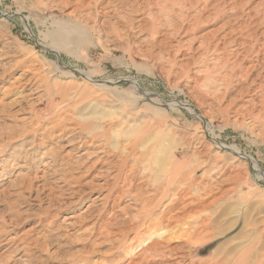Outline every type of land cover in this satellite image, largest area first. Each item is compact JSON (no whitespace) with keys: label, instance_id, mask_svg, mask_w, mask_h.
<instances>
[{"label":"rangeland","instance_id":"obj_1","mask_svg":"<svg viewBox=\"0 0 264 264\" xmlns=\"http://www.w3.org/2000/svg\"><path fill=\"white\" fill-rule=\"evenodd\" d=\"M81 1L0 0V264H108L120 251L112 264H129L126 242L100 244L109 223L111 239L121 238L124 215L106 213L100 199L108 191L83 185L96 171L86 178L78 164L137 141L143 175L174 164L176 176L170 197L158 195L153 232L137 243L136 232L128 235L131 254L155 241L162 255L151 264H211L247 244L251 262L264 261V0ZM59 119L88 128L65 122L52 130ZM93 132L112 141L83 147L73 139ZM48 151L71 163L52 167ZM235 217L249 226L209 258L223 239L202 243Z\"/></svg>","mask_w":264,"mask_h":264},{"label":"bare ground","instance_id":"obj_2","mask_svg":"<svg viewBox=\"0 0 264 264\" xmlns=\"http://www.w3.org/2000/svg\"><path fill=\"white\" fill-rule=\"evenodd\" d=\"M81 2L83 4V2H85V1L82 0ZM93 2H96V0H94ZM55 51L59 54V51H57V50H55ZM252 67L254 68L256 66L253 65ZM253 68H248L249 72ZM263 68H264V66H263ZM260 74H261V72H260ZM85 75H87V74H85ZM261 77L264 78L263 74L259 75L258 78H261ZM260 86L264 87V84H261ZM262 90H264V88H262ZM31 109L34 112L35 107L32 106ZM54 117L55 116H53L51 118H54ZM65 120L66 119H61V120L59 119V122H56V124H54L52 126V130L58 129V130L62 131L63 128H61L60 126H62V123L64 124L66 122ZM66 123H73V125L76 128H71L72 130L77 129V128L84 130L85 128H88L87 124H86L87 127H85L84 123H86V122H81V121H77V120H69ZM64 129H65V127H64ZM48 131H50V130H48ZM48 131L46 130L41 135H44V134L52 135ZM33 133H34V137L38 138L37 129L34 130ZM62 133L63 132H60L58 135H61ZM90 135L91 136L89 137V140L86 141V142L83 141L82 138H80V137H74L73 139L78 138L77 142H83L81 144V145H83V147L86 144L89 145V146L94 145V143H96V139L98 137H104L103 140H104L105 143H102V145L105 144L104 148H106V145L110 144V142L112 141L111 136H109L107 133L98 134V133L93 132V133H90ZM83 138H84V135H83ZM138 144H139L138 141H137V143L134 142V143H132L129 146V149L127 147V148H123L124 150L122 149V147L120 148L122 150H119L117 148L118 145L114 144L113 145L114 149L112 151L108 152L107 150H102V151L98 152V153L105 154V157L101 156L98 159L92 161L91 160L92 156H91V157L88 158V160L83 161V163L81 161V164H78V165H79V169H81V168L85 169L86 168V170H85L87 172V175L85 176L86 178L87 177H91V175L93 174L94 171L97 172V174H96V172H95V175L93 174L94 176H93L92 179H90L89 181H86L83 185H86V186L89 185V186H92V187H96L98 190L108 191V193H106V195H104L100 199L101 201L103 200V206L105 205L106 213L111 209L112 210L111 212H113V214H112L113 217L118 212H120L122 214V216L124 215V219L120 220V221H122L120 223V225L117 224L118 225L117 229L121 228V229H119L120 234H121V238L117 237L118 239H115V241H113L111 239V236L113 235V230H110V229L113 228L114 223L113 224L109 223L108 225H111V226H106V227H104L103 230H101V232H99L102 235V237L104 238V241L101 242L100 244H103L105 242H112V243L119 242L121 244V246H122L126 242V247H127L126 248V252L127 253L126 252L124 253V257L122 258L123 260L126 259V257L129 256L131 258L129 264H132L133 260H135V257L141 259L143 254L145 255L147 253H150V255H148V256L152 257L150 260H148V258L141 259L139 262H135L134 264H151L152 262L156 261L155 260L156 257H159V256L162 255V253L158 250V242L151 241L145 247H142L141 249H139V251L136 252L135 254L132 253L133 255L130 253V251L133 248L134 242L137 243V239H139L138 235L141 234L142 236H148L149 235V234H147L148 232H150V233L153 232V231L151 232L152 227L157 226L156 224L153 225V223L150 222V219L153 218V216L156 214V210H157L156 207L159 206L163 202L161 200L165 199L168 196L170 197L171 189H173L172 186L174 185L175 176L176 175L174 174V170H175L174 169V164L170 168H162L161 167L158 171L155 172V175L153 173H151L153 168L148 166L149 168L146 167L145 169L149 170V173H147V175H143V173L141 172V166H142L141 165V162H142L141 160H143L145 158L146 154L145 153H141V155L136 156V152L135 151L138 148ZM73 145H74V141L70 140L69 147L73 146ZM221 146H222L221 148H223V149H231L232 151H234L238 155L241 154L240 150L237 149L236 147H230V146L223 145V144H221ZM74 148H75V150H80L79 146L78 147L76 146ZM69 152H67L66 156L69 159L72 160L73 159L71 157L72 155L68 154ZM48 153H49V158L51 159L50 161H52L51 162L52 167L56 166L57 163H59L58 161H59V158H60L58 153L56 151H48ZM91 154L92 153L86 151L83 154L77 156V158H80V159H76V160H78L77 162H79V160H83V158L85 157L84 155H91ZM111 157L117 158V161L115 160V162H114V159H110ZM131 157H133L132 159L136 160V162H135V164H130L129 165L128 163L131 161ZM246 159L251 160L253 162L254 170L258 173L259 177H263L262 176L263 172L260 171L259 166L256 163V161L253 160L250 157H246ZM158 160H160L159 163H163L162 158H159ZM63 163H66L68 165L71 162L68 163V161H65V162L59 163V165H63ZM99 164H102V167L97 169V165H99ZM157 169H158V167H156V170ZM137 176H140L143 179L147 180L146 188H144V186L139 185V183H136L137 178H138ZM82 177H78L76 179L82 181V183H83L84 180H82L83 179ZM99 179H104V182H102V183L98 182V184L95 183V181L99 180ZM110 181H111V183H110ZM148 184H150L151 187H149ZM147 188H151L152 190H154V192L148 191ZM184 192L186 193V190ZM158 195H160L159 199H161V200H158ZM126 199H128V201H130L131 203L122 205V203ZM176 207H177V205H176ZM172 208H173V204L166 205V209L164 210L163 214L167 215V213ZM115 209H117V211H115ZM104 214H105V212H102V213L99 214V216H103ZM245 219H246L245 220V222H246L245 225L248 227L249 226V222H248L249 220L247 219V217H245ZM206 220H209V221L212 222V221L216 220V217L215 216H212L211 218L204 217L202 222L205 223ZM114 222H115V220H114ZM243 222H244V218H242V220L240 222H238V217L237 218L235 217V219H233V221L228 226H226L224 228H219L218 231H216V234L211 239H209L208 241H204V243L201 242L203 244V246H205L206 244L211 243L214 240L216 241L218 238H222L223 239V241L220 244H218L217 247L211 252V256L209 258H211V257L215 258L214 256H216L219 253L223 254L224 251L227 249V246L231 242L234 243L236 241V239H237L236 237H242L241 234L243 232V228L246 227V226H244ZM163 223H165V222H163ZM241 223H242L243 226H242V228H239ZM205 224H208V222L205 223ZM144 225L146 226V232H145L146 234L145 233L142 234L141 227L142 226L144 227ZM96 227H97V223H94L92 225V228L95 230ZM126 227H131V228L127 232H122L121 233V231H123ZM236 228H239V230L237 232L235 230ZM232 231L235 232L234 235H232L230 238L227 239L226 238L227 234L229 232H232ZM131 232L132 233L136 232V236H135L136 240L133 242L132 240L134 238H132L130 243H128V245H127V242H129V236L128 235H130ZM120 234H118V235H120ZM151 236H153V235H151ZM136 237H138V238H136ZM88 240H90L92 242L91 237H89ZM231 245H232V243H231ZM245 246H247V244ZM245 246L243 245L242 247L239 248L241 251L238 249L240 251L239 254L237 253L238 250H235L237 248H233L234 250H232V251H236V252L233 253L232 255L237 253L238 256H237V254H236L235 257L231 256V258H228V256H227L225 258L215 260L211 264H264V261L258 262L259 260H254V263H252L251 262L252 254H256L255 250H253V247L249 246V245L245 249L244 248ZM120 247H118V248H120ZM196 248H197V246H196ZM127 249H129V250L127 251ZM120 252L117 253L118 255L117 254L112 255V257L109 259V261L107 263L108 264H112L114 262L117 263L119 261L117 258H119L121 256V254L123 253V252H121V253ZM185 256H186V254H185ZM184 259H185V257H184ZM229 259H230V261H229ZM193 261H194V263H191V264H196V263H198V264H208L206 262L209 261V259H207V260L195 259ZM228 261H229V263H227Z\"/></svg>","mask_w":264,"mask_h":264},{"label":"water","instance_id":"obj_3","mask_svg":"<svg viewBox=\"0 0 264 264\" xmlns=\"http://www.w3.org/2000/svg\"><path fill=\"white\" fill-rule=\"evenodd\" d=\"M250 158H252V157H250ZM253 159V158H252Z\"/></svg>","mask_w":264,"mask_h":264}]
</instances>
